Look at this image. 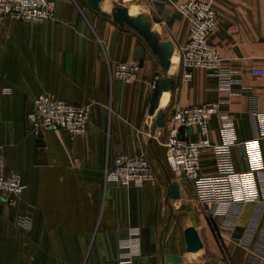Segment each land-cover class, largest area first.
Listing matches in <instances>:
<instances>
[{"label": "crops", "instance_id": "obj_1", "mask_svg": "<svg viewBox=\"0 0 264 264\" xmlns=\"http://www.w3.org/2000/svg\"><path fill=\"white\" fill-rule=\"evenodd\" d=\"M179 1L138 12L162 41L172 42L168 70L135 31L102 18L83 0H55V18L44 23L2 19L0 145L6 169L19 172L25 188L13 205L0 203V264H172L167 254L180 256L178 264H264V73L252 75L264 71V0H203L217 16L208 39L229 77L225 85L206 68L181 79L179 51L190 19L174 12ZM129 58L140 69L123 82L113 70ZM156 75L172 83L149 115ZM40 93L90 104L86 134L69 139L58 129L38 135L28 127L27 111ZM221 97L200 163L202 174L216 175V148L227 147L234 200L214 212L204 204L212 220L193 224L203 244L198 251L167 250L158 239L163 204L183 199L186 183L176 180L180 198L168 197L170 115ZM157 113L166 126L156 125ZM196 130L189 125L180 132L192 139ZM120 153L147 156L153 176L141 185L107 182L104 169Z\"/></svg>", "mask_w": 264, "mask_h": 264}, {"label": "built area", "instance_id": "obj_2", "mask_svg": "<svg viewBox=\"0 0 264 264\" xmlns=\"http://www.w3.org/2000/svg\"><path fill=\"white\" fill-rule=\"evenodd\" d=\"M148 1V0H139ZM177 12L190 18L189 34L179 53V69L182 80L191 79L194 70L206 68L217 75L220 85H225L228 75L221 67L219 53L209 39L208 34L216 27L217 18L213 8L201 1L187 0L180 3ZM55 0H0V22L5 17L26 23H44L55 18ZM140 69L137 58L119 62L113 75L123 82H131ZM263 70H254V74H263ZM1 76V67H0ZM159 76H154L149 87L154 90ZM224 97L196 105L176 108L170 115L168 135L165 138L166 162L168 167L191 186L194 196L209 206L214 212L221 204L232 202V185L229 173L231 159L227 147L216 148V167L218 173L213 176L202 174L200 154L211 147L209 140L210 118L219 112ZM90 104H79L54 98L47 94H37L31 100L26 114L27 126L34 128L38 135L49 129H58L69 139L84 136L90 118ZM167 124L165 123V126ZM194 125L196 137L184 138L181 128ZM247 145H241L243 155L248 156ZM152 171L148 160L142 156L120 153L113 159L111 166L104 169L107 182L122 186L141 185L151 178ZM25 185L17 171L7 170L0 145V203L13 205L23 193ZM126 262V261H124Z\"/></svg>", "mask_w": 264, "mask_h": 264}, {"label": "water", "instance_id": "obj_3", "mask_svg": "<svg viewBox=\"0 0 264 264\" xmlns=\"http://www.w3.org/2000/svg\"><path fill=\"white\" fill-rule=\"evenodd\" d=\"M83 1L89 9L96 12L102 18L112 21L120 28L128 27L135 31L149 47L152 54L156 56L158 65L164 70L169 69L171 58L174 53V46L171 41H162L159 38V36L152 29L150 20L145 17L144 14L138 13L136 15H131L127 7H113L109 13L102 10V0ZM171 83L172 78L169 76L159 79L156 89L152 91L150 96L148 109L149 115H154L156 113L160 96L163 91H166L170 88ZM156 125L158 127L165 126V118L161 113H157ZM168 197L170 199L180 198L179 184L176 180L171 182V188L168 191ZM184 241L185 250L187 252H196L203 246L199 234L193 226H189L184 229ZM165 259L167 262L172 264H178L182 260L180 256L175 254H167Z\"/></svg>", "mask_w": 264, "mask_h": 264}, {"label": "rangeland", "instance_id": "obj_4", "mask_svg": "<svg viewBox=\"0 0 264 264\" xmlns=\"http://www.w3.org/2000/svg\"><path fill=\"white\" fill-rule=\"evenodd\" d=\"M111 3L113 7H127L131 10V15H136L140 11L141 7L145 5H158L161 6L164 4L165 0H148V1H139V0H107ZM187 0H181L177 3L174 8V12L179 14V16H184L189 18L188 15H182L177 12V7L180 3H183ZM194 1H201L207 3L211 8L210 3L203 0H194ZM133 8L137 9V11H133ZM215 11V10H214ZM217 18V16H216ZM190 19V18H189ZM151 22V21H150ZM217 26V25H216ZM128 29V28H127ZM216 47V46H215ZM217 49V48H216ZM218 51V50H217ZM180 53V51H179ZM125 61V60H124ZM119 63V62H118ZM117 63V64H118ZM140 63V61H139ZM179 63V58H178ZM264 73V72H263ZM252 75L254 74V70L252 71ZM262 75V74H258ZM166 148V147H165ZM128 154V153H127ZM146 158L150 164V168L152 171L153 176V169L152 165L145 155H139ZM112 165V164H111ZM110 165V166H111ZM165 166L168 168L169 172L172 174L174 180H181L185 181L183 177H180L168 167L166 162V155H165ZM187 182L183 185L184 196L183 199L180 200H170L167 202L168 205H164L163 202V215L161 217V229L159 230L158 239L163 243L164 248L170 251H177V252H184L185 241H184V229L189 226L196 225L199 228L203 227L206 223H209L212 218L207 215L206 208L204 204L198 199L196 196H192L191 189L189 186L186 185Z\"/></svg>", "mask_w": 264, "mask_h": 264}, {"label": "bare ground", "instance_id": "obj_5", "mask_svg": "<svg viewBox=\"0 0 264 264\" xmlns=\"http://www.w3.org/2000/svg\"><path fill=\"white\" fill-rule=\"evenodd\" d=\"M101 8H102L103 11H106V12L110 13L111 9H112V5L107 0H102ZM131 9H133V8H131ZM128 10H129V13L132 14L131 10L130 9H128ZM133 11L135 12V11H137V9L135 8V10L133 9Z\"/></svg>", "mask_w": 264, "mask_h": 264}]
</instances>
